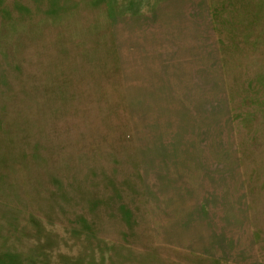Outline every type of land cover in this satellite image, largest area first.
<instances>
[{
    "label": "rangeland",
    "instance_id": "374dc122",
    "mask_svg": "<svg viewBox=\"0 0 264 264\" xmlns=\"http://www.w3.org/2000/svg\"><path fill=\"white\" fill-rule=\"evenodd\" d=\"M131 1L0 0V264H225L153 242L161 174L111 28ZM207 2L221 148L234 144L264 264V0Z\"/></svg>",
    "mask_w": 264,
    "mask_h": 264
},
{
    "label": "crops",
    "instance_id": "0c3cea01",
    "mask_svg": "<svg viewBox=\"0 0 264 264\" xmlns=\"http://www.w3.org/2000/svg\"><path fill=\"white\" fill-rule=\"evenodd\" d=\"M131 2L111 28L134 100L147 110L149 173L161 174L163 191L149 201L153 242L181 256L254 264L236 151L233 142L221 148L220 57L208 2L159 0L138 9Z\"/></svg>",
    "mask_w": 264,
    "mask_h": 264
}]
</instances>
